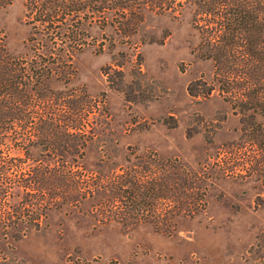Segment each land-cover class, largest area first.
I'll use <instances>...</instances> for the list:
<instances>
[{
    "label": "rangeland",
    "instance_id": "1",
    "mask_svg": "<svg viewBox=\"0 0 264 264\" xmlns=\"http://www.w3.org/2000/svg\"><path fill=\"white\" fill-rule=\"evenodd\" d=\"M29 1L0 0V48L57 70L47 84L54 95L77 89L92 99L78 169L89 176L100 160L122 167L134 155L170 160L198 188L171 215L166 198L154 215L146 199L136 224L102 222L83 204L48 209L37 229L14 230L0 264H264V111L240 108L226 92L234 81L201 54L209 18L198 0H145L125 18L84 22L70 61L56 42L50 57L30 50Z\"/></svg>",
    "mask_w": 264,
    "mask_h": 264
},
{
    "label": "trees",
    "instance_id": "2",
    "mask_svg": "<svg viewBox=\"0 0 264 264\" xmlns=\"http://www.w3.org/2000/svg\"><path fill=\"white\" fill-rule=\"evenodd\" d=\"M145 3L30 0L28 6H36L28 37L30 50L37 57H50L53 53L47 44L56 42L70 61L68 54L74 46L85 43L84 22L106 20L112 11L125 18ZM198 6L200 18H209L200 24L201 54L213 60L224 81H234L226 92L240 108L263 112L264 0H198ZM35 60L0 48V262L6 259L7 239L14 230L23 236L37 229L51 208L88 205L100 221L122 225L136 224L132 220H137L147 200L151 215L163 198L168 200L161 209L164 214L180 210L181 194L198 186L186 184V169L176 161L155 158L151 160L156 162H146L134 155L122 167H108L100 160L89 176L78 169L91 140L86 126L92 99L77 89L54 95L47 84L57 70ZM71 72L63 78L68 79Z\"/></svg>",
    "mask_w": 264,
    "mask_h": 264
}]
</instances>
